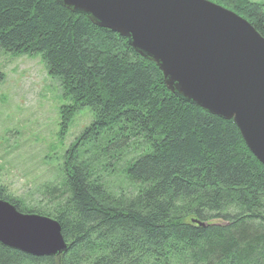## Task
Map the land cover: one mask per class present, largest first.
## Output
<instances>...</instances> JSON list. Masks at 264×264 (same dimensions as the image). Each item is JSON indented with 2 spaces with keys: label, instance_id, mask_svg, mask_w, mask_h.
<instances>
[{
  "label": "trees",
  "instance_id": "obj_1",
  "mask_svg": "<svg viewBox=\"0 0 264 264\" xmlns=\"http://www.w3.org/2000/svg\"><path fill=\"white\" fill-rule=\"evenodd\" d=\"M206 1L264 39L261 3ZM0 52L41 58L70 105L58 136L80 109L93 114L44 203L0 187L20 213L56 221L66 251L36 258L0 245V264H264V167L232 121L170 93L127 39L56 0H0Z\"/></svg>",
  "mask_w": 264,
  "mask_h": 264
},
{
  "label": "water",
  "instance_id": "obj_2",
  "mask_svg": "<svg viewBox=\"0 0 264 264\" xmlns=\"http://www.w3.org/2000/svg\"><path fill=\"white\" fill-rule=\"evenodd\" d=\"M56 1L127 39L159 69L170 93L232 121L264 167V39L244 19L206 0ZM0 245L36 258L67 249L56 221L3 200Z\"/></svg>",
  "mask_w": 264,
  "mask_h": 264
},
{
  "label": "rangeland",
  "instance_id": "obj_3",
  "mask_svg": "<svg viewBox=\"0 0 264 264\" xmlns=\"http://www.w3.org/2000/svg\"><path fill=\"white\" fill-rule=\"evenodd\" d=\"M251 1L264 7V0ZM62 105L70 106L38 55L0 52V187L11 199L38 205L60 185L65 152L93 121L90 110L80 109L61 138ZM111 179L112 187L125 185Z\"/></svg>",
  "mask_w": 264,
  "mask_h": 264
}]
</instances>
